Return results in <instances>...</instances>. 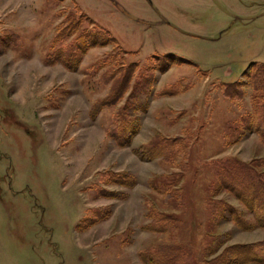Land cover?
Returning a JSON list of instances; mask_svg holds the SVG:
<instances>
[{
    "label": "rangeland",
    "instance_id": "374dc122",
    "mask_svg": "<svg viewBox=\"0 0 264 264\" xmlns=\"http://www.w3.org/2000/svg\"><path fill=\"white\" fill-rule=\"evenodd\" d=\"M94 34L117 41L83 53ZM131 67L128 91L93 117ZM258 68L264 0H0V264H145L164 243L186 264H237L224 251L264 227L220 175L264 171ZM135 87L145 109L129 108ZM117 123L129 144L111 136ZM221 201L253 226L216 216ZM165 215L173 231L156 229Z\"/></svg>",
    "mask_w": 264,
    "mask_h": 264
},
{
    "label": "trees",
    "instance_id": "16d2710c",
    "mask_svg": "<svg viewBox=\"0 0 264 264\" xmlns=\"http://www.w3.org/2000/svg\"><path fill=\"white\" fill-rule=\"evenodd\" d=\"M108 32H110L108 30ZM115 40L117 38L114 35H110L107 38L100 39L97 34H94L89 43H80V48L83 53H86L88 49L92 46L97 45H107L110 41L108 40ZM65 64L67 67H73L72 61L75 60V63H80V58H76L75 48L71 49V51H67L66 53ZM165 57H171L170 59L175 61L177 56L174 54H166ZM73 59V60H72ZM168 59H165V61ZM178 60V59H177ZM168 64L166 66L161 67V70H165L168 68ZM132 69V67H131ZM129 69L127 74L128 78L124 81L118 91L106 99H104L101 103H98L92 110H93V117L99 112V110L104 106H112L118 103V101L124 96V94L128 91V84L131 83L133 74L135 73V69ZM263 70L258 68L256 73L249 75L250 79H256L257 85L259 82H262V87L264 85V74H262ZM117 76V75H111ZM258 80V81H257ZM140 83V82H139ZM138 83V84H139ZM241 85V82H230L228 85L231 88H227V94L230 96L238 95L240 89L237 85ZM137 87V86H136ZM136 87L134 88L132 94L134 93ZM239 90V91H238ZM130 95V98H134L136 100V104L130 106V110L147 107L146 102H144L145 95L147 94L146 91H143V94H133ZM119 112L123 113V110L120 109ZM125 120V118H124ZM127 125V124H126ZM111 136L115 138V140L121 145H127L131 142V136L133 130L128 134V127L127 126H120L119 123L113 125L110 130ZM262 135L264 137V131H262ZM165 144L160 143L154 144V147L147 149L149 157H154L156 154L164 153L163 149L165 148ZM157 150V152H155ZM264 164V161L263 163ZM220 189H227L228 191L235 194L246 206L248 210L255 214L256 223L254 225L264 227V171L256 170L255 168L249 165H242L235 169L226 167L224 168V172H221L220 175ZM223 203V201H221ZM219 210H228L231 214H233L235 221L238 225L244 228H250L253 226L251 223H246L242 218H240V211L228 204L226 202L223 203V207H214V214L218 216ZM221 214V213H220ZM172 216L165 215L161 218H157L156 221V229L158 231L168 232L173 231L175 229V225L172 222ZM224 240V237H219L216 239L214 243L221 242ZM182 252L180 251V247L176 244H161L158 248H152L148 250H143L140 253V257L145 264H186L182 260ZM227 254H231V257H227ZM224 262L227 260L235 262L237 264H247V263H258L264 264V240L257 241L252 243H237L229 246L223 254ZM229 258V259H228Z\"/></svg>",
    "mask_w": 264,
    "mask_h": 264
}]
</instances>
